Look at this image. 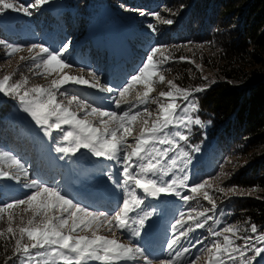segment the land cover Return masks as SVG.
<instances>
[{"label":"snow or ice","instance_id":"obj_1","mask_svg":"<svg viewBox=\"0 0 264 264\" xmlns=\"http://www.w3.org/2000/svg\"><path fill=\"white\" fill-rule=\"evenodd\" d=\"M49 2L50 0H32L29 4H21L19 0H0V14L12 10L30 16L32 9ZM140 14L145 15L143 12ZM152 15L164 24L173 23L171 19H161L160 13ZM149 28L155 31L153 25H149ZM0 45L11 50L6 55L21 48L20 45H13L3 39H0ZM160 47L164 46H150L136 69L122 84L115 87L104 84L94 72L91 75L96 77L95 83L65 73L59 79H53L48 88L27 87V78L13 80L14 74H6L0 78V93L18 98L23 111L46 136L51 137L54 131L62 133L60 142L67 146L56 147V152L64 154L60 159L87 150L95 157L114 162L118 172L109 173L107 179L122 193L112 211L91 209L64 193L57 185L30 178L20 158L8 151H0V159L10 161L9 168H14L9 171L0 168V180L23 183L21 176L17 174L22 173L24 180H27L23 186L30 190L22 198L0 201V218L8 213L7 232L15 237L16 229L11 226V209L24 205L26 211L31 210L33 217H41L39 222L29 219L27 226L18 228L20 238L15 239L16 246L12 255L6 258L5 264H10L20 256L25 258V264H40V258L45 255L59 257L62 264H88L92 260L102 261L103 264H122L123 261L138 258H142L144 264H153V258L147 249L134 240L124 243V239L129 230L132 237L144 235L156 214L155 208L148 210L146 199L151 197L159 200L163 196H174L189 207L187 212L182 211L178 217L173 218L174 222L170 224L171 235L165 242L168 254L159 264H196L204 249L209 253V264H255L257 258H264V232H260L254 223L249 225L248 221L244 222L248 227L243 231L237 224H223L216 228L208 227V236L204 239H189L192 233L205 228L209 221L214 220L209 213L219 210L217 199L207 190L211 188L208 180L212 177L195 182L190 179L185 167L191 162L189 153L180 143L187 142L185 132L190 130V125L201 124L200 119L194 118L189 112L194 113L198 109V105L190 99L193 92L203 89L182 88L168 80V90L159 92V97L163 99L153 100L150 94L154 91V78L158 77L160 82L165 80L162 73L164 65L170 59L163 53L158 54ZM69 48V43H63L59 49L32 44L27 50L32 53L39 49L31 57L33 62H40L35 63V67L39 68L42 64L45 68L56 71L74 67L64 59ZM20 59L26 58L21 56ZM180 59L183 61L186 58ZM69 84L85 85L112 93V103L121 111L101 109L73 95L68 103L76 101L81 112L90 108L91 111L87 114L98 115L101 126L94 125L86 117L80 118L77 112L71 111L57 99V93L65 95L63 89ZM136 85H143L145 91L137 94L136 103H130L126 95ZM150 101L158 105L157 118L151 123L148 119H143L144 126L139 135L133 137L132 125L141 117L140 106ZM142 111L151 117L152 113L147 107ZM65 126L71 130H65ZM129 137H133L134 144L128 143ZM217 191L224 194L233 189L218 187ZM141 192L143 195L139 194ZM198 197H202L210 207L199 211L191 207L190 202ZM101 225H107L110 231L118 232L121 239L98 234ZM89 230L91 236L74 235L78 231ZM3 235L4 232L0 231V236ZM25 236L31 242L30 245L21 243ZM185 240H188L187 244L184 243Z\"/></svg>","mask_w":264,"mask_h":264},{"label":"trees","instance_id":"obj_2","mask_svg":"<svg viewBox=\"0 0 264 264\" xmlns=\"http://www.w3.org/2000/svg\"><path fill=\"white\" fill-rule=\"evenodd\" d=\"M60 1L61 4L56 5L50 0L48 4L32 9L30 16L17 12L22 15L20 20L0 23V39L16 45L35 43L38 39L45 45L57 46L65 41L70 48L64 57L69 56L67 60H70L84 40L89 41L91 48L98 43L91 40L98 28L116 26V21L104 16L115 4L134 9L138 14L145 13L138 22H149L155 31L147 24V35L136 37L140 25L132 26L125 32L124 48L138 53V45L146 49L148 43L164 46L160 48H164V55L170 57L162 73L165 78L182 88L203 89L193 92L190 98L198 105L191 115L201 121V124L193 125L190 135L187 133L188 146L200 152L196 168L189 172L194 176L193 182L205 175L213 180L227 162L230 164L238 156L244 158L222 182V186L232 188L233 193L218 192L221 196L217 199L218 218L196 230L189 239H204L208 236V227L215 228L216 224H237L243 231L248 227L245 221L249 225L256 224L258 230L264 232V0ZM19 2L29 4L32 0ZM152 13H160L161 19H171L173 23L164 24ZM102 44L105 54L102 60L108 63L114 56L113 41L104 38ZM99 56L97 54V59ZM180 57L186 59L182 61ZM195 63L209 70V74H200ZM1 103L0 151H8L23 163L28 162L29 171L39 165L42 173L49 167L54 168V161L48 157L47 144L33 139L26 134L24 126L12 119L10 102L4 100ZM59 170L57 168L53 183L65 187L67 183L64 177L60 179ZM18 185L11 184L7 188L0 184V201L24 197L28 191ZM197 203L198 200L190 202L198 211L207 205L202 198ZM188 207L184 202L180 203L179 212H187ZM15 209L9 210L13 215L11 226L16 229L15 237L7 232L8 213L0 218V231L4 232L0 236V264H5L6 258L12 255L15 239L20 238L18 228L25 225V218H20V225H15ZM21 243H29L26 236ZM22 257L14 258L10 264H22ZM255 264H264V258H257Z\"/></svg>","mask_w":264,"mask_h":264},{"label":"rangeland","instance_id":"obj_3","mask_svg":"<svg viewBox=\"0 0 264 264\" xmlns=\"http://www.w3.org/2000/svg\"><path fill=\"white\" fill-rule=\"evenodd\" d=\"M51 1L56 5L61 4L60 0ZM20 16L18 15L17 11L8 10L0 14V23L6 24L8 22L18 21L20 20ZM104 16L110 17V19L116 21L114 22V25L116 26L114 28L109 26L106 29L98 28L96 33L91 36V40L98 41V43L94 45L93 48H91L88 44L89 41L84 40L79 46L80 49L77 51L73 59L67 60V58L70 57H64L66 61L74 65L73 68L53 71L52 69L45 68L42 64H40L39 68L35 67L34 64L40 62H33L31 60V57L35 55V53L38 52L39 49H36L34 50V52L29 53L27 49L30 45L42 44L53 49H59L60 46L65 43L64 41L62 43H58L57 46H49L45 45L42 41H39L37 39L35 43L19 44L21 46L20 50L12 53L11 55H6V53L11 52L10 49H8L5 45L0 46V73L2 74V76L6 74H14L13 80H22L27 78V87L41 86L48 88L50 87L51 81L53 79H59L60 76L65 73L77 77H83L84 79H87L92 83H95L96 77H99L104 84L112 87L122 84L125 78L128 77L129 74L132 73L134 69H136L141 60L145 58V53L151 46L148 43L149 48L146 49L142 47V45H138V53L127 51L124 48L125 32L132 26L140 25V29H137L135 36H145L147 35V24L150 25V23L145 22L144 24H142L141 22H138V19L143 17V15H141L140 13L138 14L134 9L132 10L128 8H121L119 6H116V4L112 6V8L107 10L104 13ZM105 20L106 19H104L103 22H105ZM104 38L112 40L114 47V56L109 59L108 63H105L102 60L105 56L102 44V40ZM188 51L190 52L191 49H188ZM96 53L100 55L98 59ZM159 53L164 54L165 49L159 48L158 54ZM21 56L25 57L26 59L21 60ZM195 65H197L196 67L199 68L200 74L204 76L209 74V70L204 69L202 65L196 63ZM93 72L96 74V77H93L91 75V73ZM167 79L168 78L166 77L163 82H160L158 77L154 78V91L150 94L153 100L163 99L159 97V92H161L162 90L166 91L164 90V88L168 89V87H166L168 86ZM63 91L65 92V95H60L59 93H57L58 101L62 102L71 111L77 112L80 118L86 117L90 122L98 127L101 126L99 123L101 118L96 114L88 115L87 113L91 111L90 108L85 112H81L80 106L76 101H73L71 104L68 103L73 95L78 96L92 106H96L101 109H111L117 112L121 111V109H116L114 104L112 103V93L98 91L97 89H93L85 85L74 84L65 86ZM144 91L145 89L143 85H136L132 89H130L129 93L126 95V99L130 103H136L137 94H142ZM4 100L10 102V106L12 105L13 107V112L11 114L12 119L14 121H18L22 126H24L26 134H30L33 139L37 138L36 140H38L39 142L42 143L43 141L47 144L48 157L51 156L52 160L55 163L54 168L49 167L46 173H42V171L39 170L40 165L38 166V168L36 167L35 170H27L30 178H38L46 183H53V179L56 177V170L57 168H59V171L62 174V176H60V179L64 177L65 182L67 183L65 187H59L64 193L71 196L73 199L87 205L91 209L98 211H112V209L115 208L116 204L119 202L122 196L121 191L119 189H116L115 185L107 179V175L109 173L116 174L118 172V168L114 166V162L108 161L107 159L102 157H95L87 150H81L74 156L68 155L64 159H60V157L64 154L56 152V147L67 146L66 143L60 142L62 133L54 131L51 137L46 136L43 130L35 125L34 122H32L27 114L23 111V106L19 102L18 98L13 95L0 93V104H2L1 102H3ZM181 103L183 102L181 101ZM144 107H147L152 113L151 117H148L147 114L143 113L142 110ZM140 110L141 117H138L132 125L133 137L139 135L140 129L144 126L142 120L148 119L149 123H151L152 120L157 118L159 111L158 105L156 103H152L151 101L145 105H141ZM189 114L191 115V112H189ZM14 116H16V120L14 119ZM104 119L108 118L104 117ZM192 127L193 125L189 126L190 130L185 132L186 135L187 133L188 135L191 134ZM65 130L71 129H68V127L65 126ZM181 130L184 131V129ZM133 137L128 138V143H135ZM180 143L183 145L185 151L189 153V159L191 162L186 164L185 167L188 175L190 176V179L192 180L194 176H191L189 172L196 168L195 163L197 162L196 159L200 155V152L189 147L187 142L185 143L181 141ZM243 161V157H236L230 164H228L227 162L222 167L218 177L214 178L213 180H208L211 188H208L207 190L213 192L212 196L214 198H221V196L218 195L217 188L223 187L222 182L227 177L231 176V174L233 173V168L241 165ZM9 164L10 161H7L6 159H0V168H2L3 170H14V168H9ZM23 164L27 169L28 162ZM17 174L21 176V180L23 181V183H27V180H24L22 173ZM177 175H180V173L177 172ZM206 176L207 175L201 176L197 181L207 179L208 177ZM164 179H167V177H164ZM23 183H17L16 181L9 180H0V184L7 188L11 186V184H19L18 187H24ZM26 190L28 192L30 191L28 188H26ZM182 191L184 190L182 189ZM139 194L143 195L142 192ZM201 198L202 197H198V203L199 199L201 200ZM182 202L183 201L174 196H163L159 200L148 197L146 199V207L148 208V210H152L153 208L156 209V214L151 221V226L143 236L132 237L129 230L125 233L126 238L124 239V243H128L130 240H134L135 243L147 249L149 255L153 258V264H159V261L161 259L167 257L168 250L166 248L165 242L171 235L170 224L174 222V217H178V214L180 213L179 205ZM207 207H210V205H203L202 209ZM25 208L26 206L24 205L16 207V221L14 222L15 225L21 224L20 218H25L26 221L24 223V226H27L29 219H34L37 222L40 221L41 217H33L31 210L26 211ZM219 211L220 207L217 212L209 214L214 217V220H216V218H218L219 216ZM52 214L55 215L56 213ZM213 221H211V223ZM216 227H218L217 224L215 225V228ZM98 234L108 236L109 238L121 239L119 233L115 230L110 231L107 225H101L98 229ZM74 235L91 236V231H78L77 233H74ZM28 242V244L30 245L31 242ZM187 242L188 240L184 241L185 244H187ZM185 259H187V257H185ZM21 263L25 264L24 257H22ZM40 264H62V262L59 260V257H50L48 255H45L44 257L40 258ZM88 264H103V262L92 260L89 261ZM122 264H144V261L142 258H138L137 260L123 261ZM196 264H209V253L207 249H204V251L199 254V258L196 260Z\"/></svg>","mask_w":264,"mask_h":264}]
</instances>
